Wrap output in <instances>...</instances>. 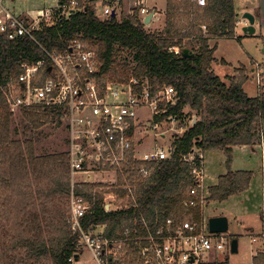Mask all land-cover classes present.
Masks as SVG:
<instances>
[{
  "label": "trees",
  "instance_id": "1",
  "mask_svg": "<svg viewBox=\"0 0 264 264\" xmlns=\"http://www.w3.org/2000/svg\"><path fill=\"white\" fill-rule=\"evenodd\" d=\"M77 1L75 12L51 25L42 24L34 30V38L9 37L11 30L0 33V221H10L11 230V234H3L4 224L0 223V238L4 235L0 264H70L69 257L79 251L69 212L67 216L65 206L59 203L71 190L67 151L37 154L35 150L33 132L60 123V118L53 110L31 106L20 111L30 135L12 138L10 133L13 116L4 91L22 73V64L45 58L46 50H62L71 40L80 39L100 61L98 79L137 78L136 89L148 87L151 93L163 86L176 88V104L155 120L171 112L183 120L188 117L190 122L196 117L193 124L173 136L170 157L154 161L149 176H137L135 171L125 169L126 180L134 188L133 199L123 201L127 206L105 209L107 184L74 185V193L92 204L91 213L85 216V229L91 224H105L104 235L114 237L125 228H135L134 223L137 230L144 231L142 218L151 229L169 216L177 221L200 222L201 208L183 205L194 181L191 166L182 157L194 147L203 152L215 149L225 155L226 171L208 187L206 198L207 202H224L228 196L248 189L253 175L250 170L232 169L233 147L253 146L254 141L259 145L261 140L264 143V89L254 97L244 91L243 84L249 78L244 65L235 69L228 81L212 69L217 45L211 46L208 40L240 37L235 34L238 13L234 0H205L203 6L190 0H166L165 26L161 30H148L137 7L119 17L110 14L101 18L95 0ZM260 40L264 49V35ZM171 47H178L179 52ZM186 47L193 52L187 58L180 52ZM123 181L119 177L118 183ZM114 192L120 204L126 190ZM47 205H51L49 214L39 211ZM126 254L124 264L141 263L136 251L128 248ZM228 258L227 254L212 264H228ZM252 264H264V251L253 257Z\"/></svg>",
  "mask_w": 264,
  "mask_h": 264
},
{
  "label": "built area",
  "instance_id": "2",
  "mask_svg": "<svg viewBox=\"0 0 264 264\" xmlns=\"http://www.w3.org/2000/svg\"><path fill=\"white\" fill-rule=\"evenodd\" d=\"M122 1L95 0L97 14L101 18L110 15L114 10L113 4ZM190 1H195L199 6L206 2ZM143 3L144 0H133L144 22L145 16L150 12L155 15L157 11L144 7ZM77 7V0H63L55 8H42L38 14V25L2 8L0 33L11 30L9 37L34 38V30L41 28L42 24L51 25L61 17L75 12ZM245 23L241 18L236 21V26ZM202 30H205L204 25ZM170 49L179 52L178 47ZM45 55V58L36 62L22 64V73L15 82L8 85L4 94L12 114L38 106L53 110L65 123V144L71 177L68 221L72 232L77 234L79 248L69 257L68 262L77 264L80 251L86 248L96 264H124L128 259V248L136 251L141 261L139 264H212L220 261V253L230 248L231 240L226 233L210 232L208 229L210 216L204 210L208 207V186L204 181L205 152L195 147L182 157L191 166L190 173L194 181L183 205L187 208L199 206L203 216L200 222L177 221L176 217L169 216L151 229L142 218L140 222L145 226L144 231L137 230V223H134L135 228H125L121 235L114 237L104 235L105 224H91L84 228L85 216L91 213L92 204L74 193L75 184H107V192L103 197L105 209L127 206L123 201L133 199L134 188L126 180L125 169L135 171L137 176L147 177L152 173V163L169 158L172 149L169 143L166 148L154 145L140 150L137 147L139 123L144 122V126L147 123L151 130L163 127L157 135L166 138L167 132L173 130L175 134H180L191 122L172 112L161 120L154 119L155 116L167 113L176 104L179 96L172 85L163 86L151 93L148 87L140 91L136 89L139 83L137 78L129 81L98 79L100 61L80 39L71 40L62 50H46ZM261 70V62H255L253 72L257 79ZM259 144L264 145L263 140ZM107 174H113L112 179H103ZM119 177L124 181L118 183ZM120 189L126 192L119 204L114 190ZM256 240V237H251V241ZM75 254L79 257L76 258Z\"/></svg>",
  "mask_w": 264,
  "mask_h": 264
},
{
  "label": "rangeland",
  "instance_id": "3",
  "mask_svg": "<svg viewBox=\"0 0 264 264\" xmlns=\"http://www.w3.org/2000/svg\"><path fill=\"white\" fill-rule=\"evenodd\" d=\"M42 1V0H41ZM163 4L164 0H156ZM237 5L239 4L238 0ZM252 5H254L255 8H264V0H250ZM51 0H45L44 2L40 1H32V0H17L14 3V12L16 13H21L24 8L28 7L29 5H32L35 3L36 6H42V5H49L53 4L54 2ZM45 3V4H44ZM12 7V6H10ZM9 7V8H10ZM248 9V8H247ZM244 7L238 5V16L239 19L242 17V13L244 11H248ZM12 10V9H11ZM244 10V11H243ZM13 11V10H12ZM243 11V12H239ZM257 14V19H256V24L255 27H257V33H261L264 35V29L262 30L259 26V22L257 21L258 19L261 18L259 15L258 11L256 10L255 15ZM161 15V14H160ZM157 15L155 17L154 22L151 24V27H148V30L151 29H161L165 24L164 22V16ZM255 22V21H254ZM242 25H238L237 30L239 32L240 36L238 40H241L245 35L242 34ZM261 34H258L260 37ZM253 37L252 39H249V41L244 42L243 45L246 46V48L243 50L236 42L235 40H230V39H224L215 51L217 52L214 56L216 58L224 57L227 61L228 64H218L217 66L214 65L212 68L214 73L221 78H225V74H231L232 70L234 67H240V65L246 64L247 67L250 65L249 59L247 57V53L250 55H253L255 59H257L259 62H261L262 70L260 71V77L257 79V75L253 72L247 71V75L249 76L248 80L243 84L245 85L244 91L247 92L249 96H257L258 92L257 90L259 89H264V53L260 51L259 45L261 44V40L259 37ZM231 38V37H230ZM247 40V39H246ZM234 41V42H233ZM214 51V53H215ZM247 53H246V52ZM123 57L128 58V60L131 61V57L125 53L122 54ZM256 60V61H257ZM254 65V64H253ZM245 66V65H244ZM258 80V81H257ZM257 89V90H256ZM143 111V110H142ZM21 112L13 113L12 118H11V123H10V133L12 138L13 137H23V136H29L30 131L27 128V122L25 119L21 116ZM57 120V119H56ZM187 122L189 118H186ZM188 124H190L188 122ZM139 128H138V137H137V147L140 150L148 149L149 147H154V145L166 148L169 143H171L173 136L175 135V132L171 130L170 132L166 133V138H163L162 136L160 137L157 135L158 131H162L163 127L161 129L157 130H151V127L144 122L139 123ZM34 133V138H35V150L37 154H49V153H62L66 152V139H67V132H65V123L64 121L60 120V123L54 122L52 124H49L48 126H44L40 128L39 130H36L33 132ZM253 145L256 146V150L252 151L251 149H246L244 150H238L234 149L232 151V156H231V166L232 167H242L243 161H247L250 163V167H260L261 165L264 164V145L257 144V141H254ZM261 149L263 153L261 152ZM246 151L249 152V156L246 155ZM207 152V151H206ZM225 160V155H223L222 152L215 150V149H210L205 157V178L204 181L206 184H212L216 181L217 177L219 174L224 173L226 170V165L224 163ZM248 165V163L246 164ZM262 170H264V166H262ZM96 175H94L95 177ZM113 174H107L103 179L111 178L112 179ZM80 178V177H78ZM77 178V179H78ZM97 179H102L101 177H97ZM38 184L35 182V185ZM109 184V183H108ZM42 188L44 185L42 184ZM37 187V185H36ZM209 187V185H208ZM243 193V192H241ZM235 193L227 197V199H230L231 196L241 194ZM35 199H37V195H33ZM38 200V199H37ZM242 201V200H241ZM62 202L63 205L65 206V211L68 216V212L70 209V202L68 196L65 197L63 196L61 200H59V203ZM212 201L208 202V207L205 210V214L212 216V215H217V214H228L229 218V226L228 230L226 231L227 236H229L230 240L233 238L238 239V252L237 253H232L229 248L224 250L222 253H220V256L223 257L224 255L228 254V264H251L252 263V255L254 254L253 247L256 248V250L264 249V225L263 222L260 219L261 212H264V203L263 201L260 202L262 205L261 208L256 212H246L242 211V205L239 199H237L235 202L231 203H225V204H213L211 203ZM232 204L235 206L234 210H232L230 207ZM259 204V205H260ZM63 209V207H62ZM232 210V211H231ZM31 212L32 210H28ZM229 211V213L227 212ZM8 220H6L7 222ZM242 221H250L252 226L255 229H258L260 223H261V229L258 231H246L243 228V223ZM5 221H0V223L4 224V228L1 231L2 233L4 232L5 234H11L10 230V221L8 224ZM12 229V228H11ZM3 233V234H4ZM11 235H8L10 237ZM254 236L257 238L256 241H251V237ZM4 235L2 238H0V246L3 244V239ZM80 255V261L77 262V264H96L94 260L92 259V254L90 253L89 249H83L79 253Z\"/></svg>",
  "mask_w": 264,
  "mask_h": 264
},
{
  "label": "crops",
  "instance_id": "4",
  "mask_svg": "<svg viewBox=\"0 0 264 264\" xmlns=\"http://www.w3.org/2000/svg\"><path fill=\"white\" fill-rule=\"evenodd\" d=\"M16 1L17 0H1V2H0V15L3 12L2 8L7 9L9 11L12 9L13 12H14V10H15L14 3ZM32 1H34V2H36V1L42 2L43 1L44 2L45 0H42V1L41 0H32ZM52 1L54 2L53 4L46 5L44 3L45 5H42V6H36L35 3H33L32 5H29L28 7L24 8L21 13H19V14L16 13V12L15 13L20 15L21 17L25 18L28 22L33 23L35 25H38V24H40V22L38 21V14L40 12V9L45 8V7L55 8V7H57L58 2L63 1V0H51V2ZM238 2H239L238 5L244 7L245 9L248 8L247 10L250 11L251 13H253V15L255 17V24H256V19L258 17L257 14L255 15V12H256V10L258 11V13L261 16V18L258 19L257 21L259 22L260 28L263 30L264 29V8H263V6H262L261 9L260 8L257 9V8L254 7V5H252L250 0H238ZM234 5H235L236 11H237L238 10V5H237V1L236 0H234ZM10 6H12V7H10ZM143 6L149 8V9L152 8V9L157 11V14L152 15L151 18L149 19V22L147 24H145L147 28L151 27V24L154 22L155 17L157 15L161 14L160 16H164V13H165L166 8H167L166 7V0H164L163 4H161L160 2H158L156 0H144ZM98 7H101V5H98ZM133 7H134L133 0H123L122 2L113 4V9H114V11H116L115 15H117L118 17L121 16V15H125V14L130 13V11L133 9ZM243 11H239V12H243ZM237 13H238V11H237ZM238 19H239V16H237L236 21H238ZM164 26L162 28H164ZM237 27L238 26H236V28H235V32H236V34L239 35ZM161 29H156V30H161ZM242 34H244V33L242 32ZM258 34H261V33H257V27H256L255 34H253V35L244 34L245 36L239 41L238 40L236 41L235 38H230V37L211 38L208 41H209V44L211 46L216 44L217 45L216 46V50H217L218 46L222 42H224L223 41L224 39L235 40L236 42H238V44H240L241 48L244 50L246 48V46H244L243 43L249 41V39H252L253 37L258 36ZM259 39H260V37H259ZM259 48H260V51L262 53H264L262 40H261V44L259 45ZM216 53H217L216 51H215V53H213V57L216 59V61L213 62L212 68L214 67V65L217 66L218 64H221V65L225 64V63L228 64V61L223 56L220 57V59L216 58V56H214ZM246 58L249 59V63L248 64H250V65L248 67H247L246 64H244V65H245L247 71L252 72L253 71V64L255 62H257L258 60L255 59V57H253V55H250L248 53H247V57ZM237 68H239V67H234L231 74H225L224 80L228 81V77L233 76L234 75V71ZM244 87H245V85H243V88ZM258 91H259V89L257 90V92ZM252 97H254V96H252ZM256 146L257 145H253V146H250V145L234 146L233 150L234 149H238V150H244L245 151L246 149H251L252 151H255L256 150ZM208 151L209 150H207V152ZM207 152H205V157H206ZM261 152L263 153L262 149H261ZM246 155L249 156V152L248 151H246ZM263 156H264V153H263ZM243 162L244 163H242L243 164L242 167H232V166L231 167H232L233 170H250L253 173L249 188L246 189L245 191H243V193H241V194H237V195L231 196L230 199H226L224 202L220 203V202H217V201H212L211 203H213V204H218V203L225 204V203H230V201H232L231 203H233L237 199H239V201L241 202V205H242V209H241L242 211H246V212H253L254 211V212H256L258 210V207H259V209L261 208L262 205L260 204V202L263 201V203H264V170H262V166H264V164L261 165L260 167L254 168V167H250V163L248 161H247L248 165H246L247 164L246 161H243ZM221 174H223V173H221ZM221 174H219V175H221ZM219 175H218V177H219ZM218 177H217V179H218ZM217 179L212 184H216L218 182ZM70 180H71V177H70ZM70 183H71V181H70ZM212 184H206V186H208V185L210 186ZM230 208L232 210H234L235 206L232 204V206ZM38 209L42 213L45 211V213L47 212V214H49L50 210H51V205H47V207H44V208L42 206V207H40ZM227 212L229 213V211H227ZM217 215H224V214H217ZM226 215H228V214H226ZM226 215H224V216H226ZM259 215H260L261 221L263 222L264 221V212H261V214H259ZM228 221H229V218H228ZM242 223H243L242 224L243 228L246 231H252V230L253 231H258V230L261 229V226H260L261 223H260L258 229H255L252 226V224L250 223V221H242ZM101 230H102V228L99 229V231H101ZM253 251H254V254L252 255V259L258 253L264 251V249L263 250H260V249L256 250V248L253 247Z\"/></svg>",
  "mask_w": 264,
  "mask_h": 264
},
{
  "label": "water",
  "instance_id": "5",
  "mask_svg": "<svg viewBox=\"0 0 264 264\" xmlns=\"http://www.w3.org/2000/svg\"><path fill=\"white\" fill-rule=\"evenodd\" d=\"M111 14L114 16L115 15V11L113 10L111 12ZM153 12H150V14H148L147 16H145L144 18V24H147L149 22V19L151 18ZM242 18L244 19V21L246 22L244 25H242L241 29L242 32L246 35H253L256 32V27H255V17L253 15V13H251L250 11H244L242 13ZM181 56L183 57H190L193 55V52L188 48H183L181 51ZM48 70H50V67H48ZM196 120V117L194 116L191 124H193ZM228 216H224V215H212L208 218V229L210 232H215V233H226V231L228 230ZM230 251L232 253H237L238 251V239L237 238H233L230 241ZM75 257L78 258L79 255L75 254Z\"/></svg>",
  "mask_w": 264,
  "mask_h": 264
}]
</instances>
